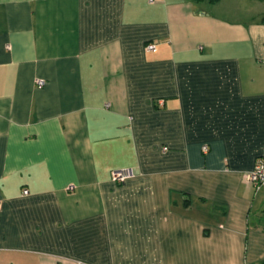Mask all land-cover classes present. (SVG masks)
Listing matches in <instances>:
<instances>
[{
	"label": "crops",
	"instance_id": "1",
	"mask_svg": "<svg viewBox=\"0 0 264 264\" xmlns=\"http://www.w3.org/2000/svg\"><path fill=\"white\" fill-rule=\"evenodd\" d=\"M204 1L0 0V264L264 263V0Z\"/></svg>",
	"mask_w": 264,
	"mask_h": 264
},
{
	"label": "built area",
	"instance_id": "2",
	"mask_svg": "<svg viewBox=\"0 0 264 264\" xmlns=\"http://www.w3.org/2000/svg\"><path fill=\"white\" fill-rule=\"evenodd\" d=\"M146 48L147 49H154L155 43L154 42H148L146 44ZM35 81L38 85H41L44 83L43 79L37 78ZM202 149L204 151H206L207 146H203ZM133 176H134L133 171L130 168L115 169V170L111 171V178L114 182H117V183L124 182ZM245 178L254 187H259V186L264 184V156H261L256 160L252 170H250L245 175ZM71 187H70V189H71ZM27 192H28L27 190L23 191L24 194H26Z\"/></svg>",
	"mask_w": 264,
	"mask_h": 264
},
{
	"label": "rangeland",
	"instance_id": "3",
	"mask_svg": "<svg viewBox=\"0 0 264 264\" xmlns=\"http://www.w3.org/2000/svg\"><path fill=\"white\" fill-rule=\"evenodd\" d=\"M205 2H206V0L204 1V3H205ZM255 2L259 3L260 5H259V6H256V7H254V6L251 5V7H252L253 10H255V9H257V8H262V3H261V2H259V1H257V0H255ZM202 4H203V3H202ZM223 5L228 6V3H226V2L224 3V2H223ZM235 5H236L237 7L242 8V6L239 4V2L236 3ZM248 8H250V7H249V4H248ZM223 9H224V8H223ZM216 11H218L219 13H222L223 16L229 15L225 10L223 11V10L217 9ZM253 13H254V12H253ZM231 16H234V14H231ZM235 16L238 17V14H236Z\"/></svg>",
	"mask_w": 264,
	"mask_h": 264
},
{
	"label": "trees",
	"instance_id": "4",
	"mask_svg": "<svg viewBox=\"0 0 264 264\" xmlns=\"http://www.w3.org/2000/svg\"><path fill=\"white\" fill-rule=\"evenodd\" d=\"M261 264H264V263H261Z\"/></svg>",
	"mask_w": 264,
	"mask_h": 264
}]
</instances>
